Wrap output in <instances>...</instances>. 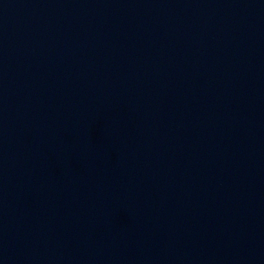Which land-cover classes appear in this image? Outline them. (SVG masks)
Wrapping results in <instances>:
<instances>
[{
	"label": "water",
	"instance_id": "water-1",
	"mask_svg": "<svg viewBox=\"0 0 264 264\" xmlns=\"http://www.w3.org/2000/svg\"><path fill=\"white\" fill-rule=\"evenodd\" d=\"M0 264H264V0H0Z\"/></svg>",
	"mask_w": 264,
	"mask_h": 264
}]
</instances>
